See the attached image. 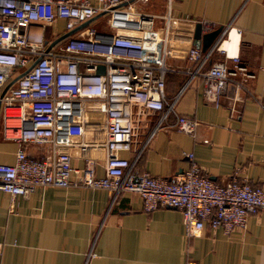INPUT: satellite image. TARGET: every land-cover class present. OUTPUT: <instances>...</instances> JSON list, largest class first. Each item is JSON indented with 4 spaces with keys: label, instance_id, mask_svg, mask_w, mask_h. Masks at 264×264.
<instances>
[{
    "label": "built area",
    "instance_id": "obj_1",
    "mask_svg": "<svg viewBox=\"0 0 264 264\" xmlns=\"http://www.w3.org/2000/svg\"><path fill=\"white\" fill-rule=\"evenodd\" d=\"M153 19L136 11L133 0H0V133L18 144L13 162L0 163L1 191L25 196L36 186L72 185L103 188L112 198L129 191L140 197L144 211L179 209L186 236L204 223L223 232L242 228L248 214L264 207L260 186L234 174L216 183L188 153H181L186 168L169 178L138 168V154L130 160L118 156L130 149L135 114L156 112L161 120L173 112V103L163 98L165 59L182 49L200 67L208 55L201 56L192 29L179 20L165 13L156 29ZM45 27L51 29L49 40ZM29 66L3 91L13 69ZM97 66L101 74H95ZM198 74L203 101L213 106L231 77H248L222 61ZM238 87L231 85L233 91ZM174 116L176 129L193 135L197 121ZM26 143L46 144L48 153L30 157L22 147ZM71 157L80 167L71 165Z\"/></svg>",
    "mask_w": 264,
    "mask_h": 264
},
{
    "label": "crops",
    "instance_id": "obj_2",
    "mask_svg": "<svg viewBox=\"0 0 264 264\" xmlns=\"http://www.w3.org/2000/svg\"><path fill=\"white\" fill-rule=\"evenodd\" d=\"M133 6L152 15L156 29L162 28L168 13L192 31L195 24L201 34L219 31L210 46L200 50L202 57L208 53L200 67L182 49L165 59L163 98L173 103V112L161 120L156 112L135 114L130 149L118 156L130 160L138 154V168L169 178L186 168L181 153H188L208 179L223 183L234 174L264 192V0H133ZM57 25L61 27L62 20ZM213 61L229 69L236 65L248 75L231 77L217 106L203 101L198 74ZM20 72L13 69L8 81ZM235 83L239 87L233 91ZM174 115L197 121L193 135L176 129ZM17 147L0 133V163L11 164ZM22 147L30 157L49 150L46 144ZM70 163L81 165L74 157ZM100 165L95 167L97 175L102 173ZM190 262L264 264V207L248 214L242 228L223 232L204 223L196 234L186 236L179 209L144 211L140 197L129 191L112 198L103 188L72 185L36 186L25 196L0 190V264Z\"/></svg>",
    "mask_w": 264,
    "mask_h": 264
},
{
    "label": "water",
    "instance_id": "obj_3",
    "mask_svg": "<svg viewBox=\"0 0 264 264\" xmlns=\"http://www.w3.org/2000/svg\"><path fill=\"white\" fill-rule=\"evenodd\" d=\"M219 29H214L211 30L207 33L201 34L200 33V26L199 24H195L194 28H193V41L195 45H200V50L204 51L206 50L210 44L212 43V41L214 40V38L216 37L217 33H218ZM69 33L63 34L61 36H59L57 39H55L51 44L58 42L62 39H64ZM30 68V66L28 68H26L25 70H23L22 72H20L18 75H16L15 77H13L11 80H9L6 84L5 87L3 89V91L10 86L18 77L22 76L28 69ZM103 72V68L102 66H97L95 69V74H101ZM2 91V92H3Z\"/></svg>",
    "mask_w": 264,
    "mask_h": 264
},
{
    "label": "rangeland",
    "instance_id": "obj_4",
    "mask_svg": "<svg viewBox=\"0 0 264 264\" xmlns=\"http://www.w3.org/2000/svg\"><path fill=\"white\" fill-rule=\"evenodd\" d=\"M57 27H58V25H57ZM58 28H60V27H58ZM44 30H45L44 31V35H43L44 39L49 40L50 39V34H51L50 28L46 27Z\"/></svg>",
    "mask_w": 264,
    "mask_h": 264
}]
</instances>
